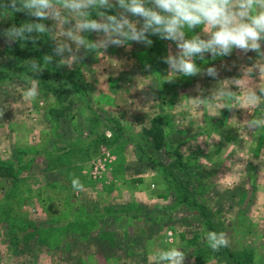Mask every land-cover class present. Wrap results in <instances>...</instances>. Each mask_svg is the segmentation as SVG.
I'll return each instance as SVG.
<instances>
[{
  "label": "rangeland",
  "instance_id": "obj_1",
  "mask_svg": "<svg viewBox=\"0 0 264 264\" xmlns=\"http://www.w3.org/2000/svg\"><path fill=\"white\" fill-rule=\"evenodd\" d=\"M24 21L37 22L16 13L0 31ZM150 38L151 47L81 50L78 63L44 69L36 102L24 97L25 61L32 58L7 57L9 45L0 38V163L18 171L13 180L0 177V264H157L173 248L185 252L184 264H264V129L245 128L261 113L247 108L241 80L253 68L252 82L264 87V69L260 77L253 67L260 58L241 50L205 56L196 61L200 74L169 81L161 58L177 49ZM42 42L36 45L46 53ZM213 66L215 79L203 74ZM232 80L239 87L230 85L236 95L220 115L193 100ZM158 117L164 145L154 149L146 131ZM154 161L171 165L177 183L156 181ZM194 198L197 209L189 206ZM118 214L135 218L115 223ZM57 221L60 232H53ZM81 226L89 237L107 229L116 246L100 250L91 237L78 243L72 235ZM208 231L226 232L229 246L212 251Z\"/></svg>",
  "mask_w": 264,
  "mask_h": 264
},
{
  "label": "clouds",
  "instance_id": "obj_2",
  "mask_svg": "<svg viewBox=\"0 0 264 264\" xmlns=\"http://www.w3.org/2000/svg\"><path fill=\"white\" fill-rule=\"evenodd\" d=\"M21 12L37 22L13 23L3 29L0 38L5 43L24 46L31 42L35 46L45 34L55 41L54 55L25 61L28 71L23 78L24 97L29 102L41 98L40 80L35 77L50 64L70 67L81 60V50L99 52L110 46L130 47L131 43L151 47L150 37L171 41L177 49L161 58L168 66L169 81L177 75L200 74L198 59L228 57L234 50L254 52L260 59L253 67L259 70L260 77L264 69V0H0V22ZM45 20L53 24L48 26ZM86 33H96L100 38L89 40ZM252 71L253 68L245 69L241 79L244 99L247 108L261 114L247 120V131L264 129V87L252 82ZM203 74L215 79L218 69L207 67ZM235 81L215 88L203 99L197 96L193 100L206 101L218 116L221 109L231 108L236 92L230 85L239 87ZM200 92L202 95L203 90ZM205 239L214 252L230 244L226 232L208 231ZM185 256L180 248L169 249L160 253L157 264H184Z\"/></svg>",
  "mask_w": 264,
  "mask_h": 264
},
{
  "label": "trees",
  "instance_id": "obj_3",
  "mask_svg": "<svg viewBox=\"0 0 264 264\" xmlns=\"http://www.w3.org/2000/svg\"><path fill=\"white\" fill-rule=\"evenodd\" d=\"M49 36H48V34H45L44 36H41V42L42 43H45V44H43V46H45L46 47V53H44L43 51L44 50H42L41 48H39V47H37V45H33L31 42H26L25 44H24V46L21 44H19V43H17V44H14L13 46H9V47H6V51H5V55L7 56V57H9V58H14V57H17L18 55H20V54H22V53H26L27 54V56H30L32 59L33 58H35V59H37V60H40V58L43 56V55H45V54H52V45L48 42L49 41ZM213 60H215V59H213ZM45 70H56V64L55 63H53V64H50L49 66H47V68L45 69ZM30 75H32L31 73H30ZM64 75V77L65 78H69L68 77V75L67 76H65L66 74H63ZM35 78H38V76H36ZM43 78H44V76L42 77V79L40 80V83L42 82V80H43ZM71 81H70V83H73L74 81L72 80V79H70ZM45 88H47L48 87V85H45L44 86ZM74 88H75V86H74ZM73 88V89H74ZM61 96H58V98H60ZM83 103H85V104H87V102H85V101H83ZM58 116H55L56 118H59L60 116L62 117L63 115H59V113L57 114ZM93 117V116H92ZM160 117H158V118H156V119H154L151 123H150V128L146 131V133L148 134V135H150V145L154 148V149H158V148H161V147H163V145H164V137H163V129L161 128V124L163 125V121H160ZM97 126H98V124H97ZM97 126L96 125H94V128H97ZM93 127H90V129H91V131L94 129ZM97 139L98 140H101L102 139V137L101 136H97V138H95L94 140H93V143H95V142H97ZM90 143H92V142H90ZM82 148H80V151L82 152V153H84V151L89 147V146H87V145H83V146H81ZM167 147L169 148V145H167ZM167 147L165 148L166 150H167ZM16 153L18 154V155H20V156H22V154H23V152H21L20 150H17L16 151ZM51 154V153H50ZM112 155H116V156H119L118 154H115V152H112L111 153ZM61 156H58V158H60ZM118 158V157H117ZM155 163H156V167H158V169H157V171H158V173H159V175H158V178L156 179V181H159V183L161 184L162 182H165V183H169V182H171V184H175V183H177L175 180H174V173H172V172H170L169 170L170 169H172V167H171V165H169V167H164L161 163H159V162H156V161H154ZM174 164V163H173ZM49 167V166H48ZM152 167H154V166H152ZM65 168H67L68 169V164H66V162L65 163H63V166H62V171H64V170H66ZM154 170H155V168H154ZM156 171V170H155ZM18 175V171H15V170H13V168L12 167H10L9 165H5L4 163H0V177H2V178H4V179H6V180H13V179H15V177ZM158 179H160V180H158ZM197 199H193L192 200V203L191 204H189V206L191 207V208H196L197 209V206H198V204H197V202L198 201H196ZM199 206H200V204H199ZM140 210H142V215H144V214H146V212H147V209L145 208H141ZM148 210H149V208H148ZM114 212H115V210H114ZM123 213H124V211H122ZM121 214V213H120ZM120 214H118V216H116V217H113V220L115 221V220H119V221H116L115 223H119L122 219H127V220H131V222H132V219H134L135 218V216H126V217H122ZM112 220V219H111ZM112 220V221H113ZM111 221V222H112ZM57 223H58V225H59V222L57 221V222H55V223H53L52 225H51V230L53 231V232H55V230L57 231V232H60V226H58L57 225ZM13 222L11 223V226H10V228L12 229L13 228ZM128 225V224H127ZM106 231H108L107 229L103 232V233H105L104 235H100V234H98V235H91L90 237H91V239H92V241H93V243L95 244V245H97V246H101L100 247V250H111V249H113L116 245V241H114V239H113V237H112V235H110V234H107V232ZM68 234V233H67ZM67 234H63V236H65V235H67ZM89 235V233H88V230L86 231V230H84L83 229V226H81V227H79L77 230H76V232H74V234L72 235L73 237H75L74 238V240L75 241H77L78 243H83V244H87L88 243V240H90V237L88 236ZM67 237V236H66ZM65 237V238H66ZM89 237V238H88ZM65 238H63V239H58L59 240V243L60 242H62V240L64 241L65 240ZM63 244V243H62ZM251 255V254H250ZM250 255H248V257H250Z\"/></svg>",
  "mask_w": 264,
  "mask_h": 264
},
{
  "label": "built area",
  "instance_id": "obj_4",
  "mask_svg": "<svg viewBox=\"0 0 264 264\" xmlns=\"http://www.w3.org/2000/svg\"><path fill=\"white\" fill-rule=\"evenodd\" d=\"M97 173V169H95V174Z\"/></svg>",
  "mask_w": 264,
  "mask_h": 264
}]
</instances>
